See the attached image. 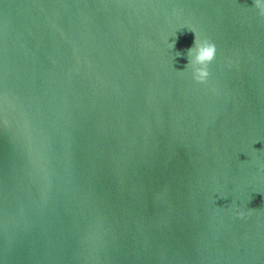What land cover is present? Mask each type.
Returning a JSON list of instances; mask_svg holds the SVG:
<instances>
[{
    "label": "water",
    "instance_id": "95a60500",
    "mask_svg": "<svg viewBox=\"0 0 264 264\" xmlns=\"http://www.w3.org/2000/svg\"><path fill=\"white\" fill-rule=\"evenodd\" d=\"M0 264H264L253 0H0Z\"/></svg>",
    "mask_w": 264,
    "mask_h": 264
},
{
    "label": "clouds",
    "instance_id": "9594fccd",
    "mask_svg": "<svg viewBox=\"0 0 264 264\" xmlns=\"http://www.w3.org/2000/svg\"><path fill=\"white\" fill-rule=\"evenodd\" d=\"M254 7L258 10V15L264 18V0H253ZM195 33L194 31H192ZM196 39L194 47L189 49V64L192 67V79L197 84H204L209 78V65L216 59V45L209 40H201L195 33ZM174 47V43H173ZM238 218L244 219L245 213L239 211Z\"/></svg>",
    "mask_w": 264,
    "mask_h": 264
}]
</instances>
